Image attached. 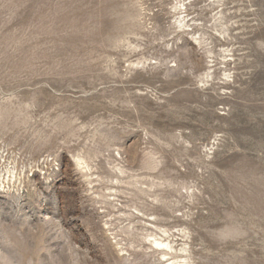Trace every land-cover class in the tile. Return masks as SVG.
<instances>
[{
	"label": "rangeland",
	"instance_id": "374dc122",
	"mask_svg": "<svg viewBox=\"0 0 264 264\" xmlns=\"http://www.w3.org/2000/svg\"><path fill=\"white\" fill-rule=\"evenodd\" d=\"M3 181L0 264H264V0H0Z\"/></svg>",
	"mask_w": 264,
	"mask_h": 264
},
{
	"label": "bare ground",
	"instance_id": "6f19581e",
	"mask_svg": "<svg viewBox=\"0 0 264 264\" xmlns=\"http://www.w3.org/2000/svg\"><path fill=\"white\" fill-rule=\"evenodd\" d=\"M75 163L82 170H84V169L87 168L86 164L84 163V161L81 158H76L75 159ZM6 180H8V183L13 182V184H15V185L20 181V179L18 178V176L15 175V169L12 170L11 168L10 169L8 168V170H7V179ZM3 185H4V181H3V183H0V188ZM152 243L159 250L166 251V250L169 249L168 244L164 243L163 241H160V240H157V239H153L152 240Z\"/></svg>",
	"mask_w": 264,
	"mask_h": 264
}]
</instances>
